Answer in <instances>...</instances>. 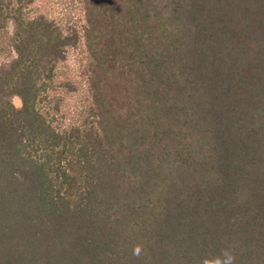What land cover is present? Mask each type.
I'll return each instance as SVG.
<instances>
[{"label":"trees","instance_id":"trees-1","mask_svg":"<svg viewBox=\"0 0 264 264\" xmlns=\"http://www.w3.org/2000/svg\"><path fill=\"white\" fill-rule=\"evenodd\" d=\"M35 2L0 0V264H264V0H69L81 31ZM81 44L56 127L37 105Z\"/></svg>","mask_w":264,"mask_h":264},{"label":"rangeland","instance_id":"rangeland-1","mask_svg":"<svg viewBox=\"0 0 264 264\" xmlns=\"http://www.w3.org/2000/svg\"><path fill=\"white\" fill-rule=\"evenodd\" d=\"M69 0H36L30 8L29 16H44L64 27L75 25L79 31L84 25V13L79 5L68 9ZM67 8V9H66ZM13 27L10 25L7 34L0 37V69L8 67L16 58L11 46ZM84 43V41H83ZM86 49L84 44L77 49H71L65 62L60 63L55 71L53 88L47 97L38 103L37 109L43 116L56 127H67L79 118L80 114L87 108L88 84L84 75L86 65ZM68 84L71 87H64ZM12 103L20 108L22 102L16 96L11 97Z\"/></svg>","mask_w":264,"mask_h":264},{"label":"clouds","instance_id":"clouds-1","mask_svg":"<svg viewBox=\"0 0 264 264\" xmlns=\"http://www.w3.org/2000/svg\"><path fill=\"white\" fill-rule=\"evenodd\" d=\"M141 253V246L137 245L133 249V255L139 256ZM234 255L229 249H221V252L214 257L207 258L203 261V264H234Z\"/></svg>","mask_w":264,"mask_h":264}]
</instances>
